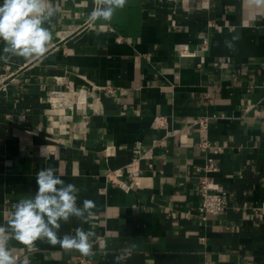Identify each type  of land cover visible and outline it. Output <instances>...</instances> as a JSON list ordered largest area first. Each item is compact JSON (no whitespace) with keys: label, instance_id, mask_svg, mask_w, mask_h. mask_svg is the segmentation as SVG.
Returning <instances> with one entry per match:
<instances>
[{"label":"crops","instance_id":"1","mask_svg":"<svg viewBox=\"0 0 264 264\" xmlns=\"http://www.w3.org/2000/svg\"><path fill=\"white\" fill-rule=\"evenodd\" d=\"M52 2L47 58L0 60V225L52 166L80 189L78 205L95 202L88 223L73 217L59 235L96 236L90 256L47 241L29 252L15 240L13 254L29 264H264V6L127 0L110 22L93 23V0ZM232 35L235 51L223 44ZM79 88L90 92L88 117L52 105ZM205 138L213 145L203 150ZM46 147L53 159L40 157ZM210 156L229 208L204 221ZM136 159L138 180H106Z\"/></svg>","mask_w":264,"mask_h":264},{"label":"clouds","instance_id":"2","mask_svg":"<svg viewBox=\"0 0 264 264\" xmlns=\"http://www.w3.org/2000/svg\"><path fill=\"white\" fill-rule=\"evenodd\" d=\"M127 0H93L92 11L88 14L90 22H110L118 9H123ZM250 4L264 6V0H249ZM57 8L52 0H2L0 3V42H3V54L0 60L5 63L13 58L25 60H43L49 53V44L53 34L45 25L56 15ZM240 39L232 35L223 41L224 47L235 51ZM43 160L54 157L42 148ZM37 190L34 196L21 198L12 205L6 225H0V264H29L27 258L19 260L10 247L15 240L29 252L38 249V241H47L51 245H60L65 250H75L83 256L93 254L94 231H85L82 227L74 234L59 235L61 223H68L74 217L82 223H88L95 215V202L85 199L78 205L80 189L71 183H65L57 174V169L49 166L42 168L36 175ZM119 258L117 257V260Z\"/></svg>","mask_w":264,"mask_h":264},{"label":"built area","instance_id":"3","mask_svg":"<svg viewBox=\"0 0 264 264\" xmlns=\"http://www.w3.org/2000/svg\"><path fill=\"white\" fill-rule=\"evenodd\" d=\"M183 55H187L188 52H182ZM90 95L89 90L85 88L75 89L72 92V95H60L51 98V103L54 107H66L69 108L72 112L76 111L81 113L82 115L88 117V107L89 104L86 101L88 96ZM69 117V116H64ZM202 130L207 131L209 127V118L201 117L198 120ZM212 142L208 138L202 139L199 142V147L203 150H206L212 146ZM219 148L214 149V153H218ZM205 174L200 177L199 182V193H200V204L198 207V213L200 217L207 221L211 216H219L223 215L227 212L229 208V197L230 192L215 188L213 186V182L208 173L216 170L215 159L213 156L208 158V162L204 168ZM140 164L139 159L133 160L128 164L122 166L121 168H117L115 170H109L106 173V180L115 185L126 186V183L122 176L127 175L133 181L138 180L140 178ZM81 262L86 264L84 258H81Z\"/></svg>","mask_w":264,"mask_h":264}]
</instances>
